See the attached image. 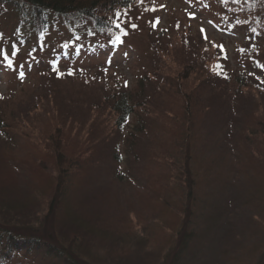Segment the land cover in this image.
I'll use <instances>...</instances> for the list:
<instances>
[{"label": "trees", "instance_id": "1", "mask_svg": "<svg viewBox=\"0 0 264 264\" xmlns=\"http://www.w3.org/2000/svg\"><path fill=\"white\" fill-rule=\"evenodd\" d=\"M148 1L0 0V50L9 54L14 69L25 57L20 70L37 77L21 90L29 94L27 105L19 97L0 99V264H93L105 238L106 248L110 243L119 248V264H183L184 252L214 237L227 215L217 207L203 230L193 229L198 196L206 187L216 190L217 179H229L237 170L234 161L217 169L201 163L195 154L199 124L215 101L221 109L230 108L223 111L229 130L232 116L242 112L237 100L255 96L259 100L239 126L236 141L238 170L252 175L242 201L260 232L251 239L237 233L220 251L228 264H260L264 257V50L249 47L244 64L250 69L230 71L220 49L207 50L204 57L191 28L177 23L176 36L167 43L150 39L156 63L138 70L135 90L122 84L107 89L104 71L111 67L94 73L86 67L126 56L125 43L141 20L157 21L158 7ZM218 1L224 22L260 30L264 0ZM117 12L127 35L115 46L110 41L119 31L110 21ZM109 27L110 33L99 31ZM198 38L203 40L201 33ZM255 40L249 37L247 44ZM54 80L72 85L61 90L51 86ZM24 107L28 111L20 113ZM2 119L8 122L3 125ZM3 128L12 131V142ZM142 150L150 164L144 180L134 179L137 188L127 184L132 192L126 199L144 228L141 222L139 231L125 224L127 232L119 235L97 211V203L108 202L105 197L114 188L103 189L94 180L108 156L135 173ZM15 167L32 170L23 186L6 180L7 173H17ZM112 173L119 180L117 173L124 176Z\"/></svg>", "mask_w": 264, "mask_h": 264}, {"label": "rangeland", "instance_id": "2", "mask_svg": "<svg viewBox=\"0 0 264 264\" xmlns=\"http://www.w3.org/2000/svg\"><path fill=\"white\" fill-rule=\"evenodd\" d=\"M147 5L149 7H158L156 18L159 23H153L149 19H142L139 30H134L125 43V50L127 52L125 57L117 56L109 65H106L103 61H99L93 62L86 67L88 72L92 73L104 67H111L104 71V77L109 78L107 89H113L117 84H122L124 88L135 90L133 88L139 85L137 80V75H139L138 70L144 66L155 65L156 63L153 52L150 50V39L153 41L161 39L163 43H167L170 40L169 38L178 30L174 26L175 24L177 25V23H180L182 28H191L192 32L195 34L196 44L203 49L204 57L207 55V50L208 53H213L220 49L217 47L218 45H222L223 51H221V53L227 57L224 60L227 61L230 71L250 69L244 64L246 56L245 51L249 50V47L253 48L256 46V49L260 52L264 50V23H262L260 30L255 31H252L251 28L247 26L233 27L228 22H224L225 17L224 14L220 12L221 6H219L218 0H149ZM152 23L155 28L153 38L150 37L152 35V30H150ZM167 29L170 30L168 31ZM201 29L204 31L202 32ZM198 33H201L203 40L202 38L199 40ZM205 35L207 39H205ZM249 37H252L254 40L256 38L255 42H251L252 45L247 44ZM26 52V50L23 51L21 55L25 56ZM24 59L26 58L21 57V59L14 64L15 69L19 68L17 71H15L14 66L13 69H8L3 64H0V99L11 96L19 97L24 100V105H27L30 101L29 94L25 96L22 94L21 90L23 85L27 87L28 84L33 83L37 77H34V73L27 72L24 75L25 78L23 82L18 80L19 73L22 72L20 70L21 62H23ZM50 84L52 87L55 85L61 90H68L70 85H72L70 84L67 87L64 85L66 83L57 80H54V82ZM125 84H127V86H125ZM72 90H74V87ZM65 93H70L69 95H71L70 91H66ZM252 98L251 100H237V109H241L242 112L232 116L234 120L229 130H226L229 121L225 122V119H223V111L230 110V108L226 107L221 109L215 101L213 103V109H211L208 115L204 117V120L199 124L198 132L200 135V142L197 148H195V154L199 157L201 163L214 166L215 169H217L219 166L227 167L228 164L234 161L236 165L235 169L237 170L229 179L216 180V182L218 181L220 184H223L225 188L228 186L226 189L217 183L216 190L206 187L203 192H201L202 194L198 196L194 209L193 229L201 228L203 230V221L205 220L206 222V217L210 215L215 208L217 209V207L226 211L227 215L225 219H223L220 228H217L214 237L209 238V236H207L208 239L206 242H203L201 245L196 242L194 246L189 247L184 252L182 258L183 264H228L229 261L222 256L220 250L221 247L234 243L232 239L234 235L241 233L244 238L247 237L250 239L259 236L260 231L257 224L250 220L253 211H250V208L246 207L245 203L242 201L243 191L246 185L251 181L252 175L250 173L241 174V170H238L241 168L240 162H238L240 148L236 141V133L237 130H239V126L247 120L255 107V103L259 100L258 96ZM27 108L28 107H24L20 110V113L27 112ZM236 112H238V110H236L235 113ZM1 122L4 125L8 122V119H2ZM2 133L6 136L7 140L12 142V131L3 128ZM124 133L126 134L127 131ZM142 151L143 156L140 164L135 165V173H130L125 163H120V161L115 162L108 156L107 164H104L103 169L98 173L99 178H97V181L94 180L96 184L102 185L100 187L103 189L104 187L114 188L115 190L116 187L123 188L120 193H117L113 189L112 194L105 197L109 200L108 202L103 203L102 199H100L101 201L97 203L100 207L97 211L104 213V222L107 227L116 230L119 235H123L124 231L127 232L124 230L123 225L129 224L133 226L136 231H139L138 225L142 223L136 220L135 213H132V201L126 199L129 195L128 192H132V189L130 186H127V184H131L133 188H137L134 186L136 183L134 179L138 178L144 180L142 177L145 172V166L150 164L147 160L146 152L144 150ZM121 159L126 160V156H122L120 160ZM150 167H154V165ZM15 169L17 173H14L13 176L7 173L6 180H8L7 182L14 180L18 186H23L24 183L30 180V171L32 170H24L22 167V170L18 167H15ZM112 171H119L124 176L117 173V175L121 177V180H119L113 176L114 173H112ZM237 171L240 172V174H238ZM124 195L126 197H124ZM126 217L130 220H127ZM144 224L145 222L141 224L143 228ZM101 236L102 235H100V237ZM106 240L105 238L102 242L103 246L100 252L94 255L93 264H119V248H116L117 246L113 243H110V247L106 248ZM263 260L264 257H259L260 264Z\"/></svg>", "mask_w": 264, "mask_h": 264}, {"label": "snow or ice", "instance_id": "3", "mask_svg": "<svg viewBox=\"0 0 264 264\" xmlns=\"http://www.w3.org/2000/svg\"><path fill=\"white\" fill-rule=\"evenodd\" d=\"M141 2H142V0H141ZM110 23H111L112 26H114L119 31V34L115 35L114 40H112L110 42L113 45L118 46L119 44L123 43L122 36L127 35L126 28L123 26V24L125 22L121 19V13H119V12L115 13V19L111 20ZM156 23H159V21L157 20ZM131 27L135 28L136 25H131ZM99 31L100 32L108 31L110 33L111 32V28L110 27L107 28V29L102 28ZM201 31L203 32L204 30L201 29ZM79 39L80 38L77 37V40H79ZM205 39H207L206 35H205ZM217 47H219L221 49V51H223V46L222 45H218ZM12 54L15 55L16 53L13 52ZM0 57H2V59H0V64H3L8 69H13V61L10 59V56H9L8 53L4 52L3 50H0ZM108 63L109 64L111 63V58H109ZM20 67H23V65H21ZM261 67L264 68V66H261ZM54 70H57V69L54 68ZM68 74L72 75L73 73L71 71H69ZM23 77H24V73L20 72L19 73V78L23 79ZM125 86H127V84H125Z\"/></svg>", "mask_w": 264, "mask_h": 264}]
</instances>
